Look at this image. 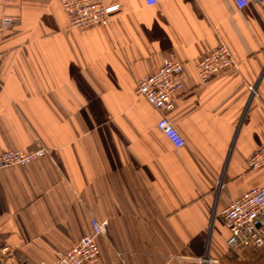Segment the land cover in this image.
Instances as JSON below:
<instances>
[{
    "label": "crops",
    "instance_id": "crops-1",
    "mask_svg": "<svg viewBox=\"0 0 264 264\" xmlns=\"http://www.w3.org/2000/svg\"><path fill=\"white\" fill-rule=\"evenodd\" d=\"M104 3L109 24L89 29L60 0L0 4V152L48 150L0 168V264L52 263L92 218L106 223L97 264H264V246L227 245L220 215L264 186L246 165L264 144V0ZM219 43L237 67L202 83L195 63ZM164 58L184 63L166 112L181 147L135 93Z\"/></svg>",
    "mask_w": 264,
    "mask_h": 264
},
{
    "label": "built area",
    "instance_id": "built-area-1",
    "mask_svg": "<svg viewBox=\"0 0 264 264\" xmlns=\"http://www.w3.org/2000/svg\"><path fill=\"white\" fill-rule=\"evenodd\" d=\"M11 0H0L7 4ZM146 5H154L157 0H143ZM237 8L245 7L250 0H231ZM260 2L261 0H252ZM71 28L89 29L106 26L110 22V13L116 4L106 5L104 0H60ZM4 26L13 24L9 16L2 18ZM237 67V61L225 43L217 44L195 63V72L203 83ZM185 83L184 63L173 58L162 59L160 65L150 74L137 79L135 93L142 96L151 106L160 111L157 129L167 137L175 147H181L184 139L174 125L167 119L166 112L174 107V97ZM254 89L252 88V91ZM48 153L44 147L35 151L6 150L0 152V168L12 165H25ZM248 169L264 166V144L246 159ZM222 221L229 231L227 245L230 248L252 244L264 246V186L253 187L230 200L220 211ZM90 230L70 249L58 253L52 263L43 264H97L99 247L97 237L106 231L105 221L94 218L90 221ZM9 259L11 252L7 247L1 249ZM162 264H173L168 257Z\"/></svg>",
    "mask_w": 264,
    "mask_h": 264
}]
</instances>
